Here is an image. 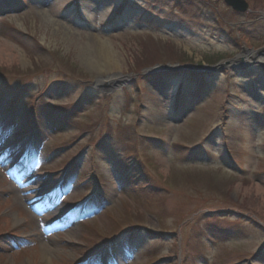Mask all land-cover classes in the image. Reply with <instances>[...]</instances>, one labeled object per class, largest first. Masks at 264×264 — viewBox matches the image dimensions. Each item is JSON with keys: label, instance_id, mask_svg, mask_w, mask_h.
Wrapping results in <instances>:
<instances>
[{"label": "rangeland", "instance_id": "374dc122", "mask_svg": "<svg viewBox=\"0 0 264 264\" xmlns=\"http://www.w3.org/2000/svg\"><path fill=\"white\" fill-rule=\"evenodd\" d=\"M246 1L0 0V264L47 247L53 264H264V69L219 66L264 47V0Z\"/></svg>", "mask_w": 264, "mask_h": 264}, {"label": "water", "instance_id": "95a60500", "mask_svg": "<svg viewBox=\"0 0 264 264\" xmlns=\"http://www.w3.org/2000/svg\"><path fill=\"white\" fill-rule=\"evenodd\" d=\"M224 2L231 6L234 10L238 11V12H245V11H250L249 10V4L247 3L246 0H224ZM246 51V50H243ZM247 57H251L252 58V62L254 64H260L261 66L264 67V61H260L259 60V56H264V47L260 48V49H256V50H247ZM240 61L246 63L245 65H250L252 63H247V59L242 57L241 54H239L238 56H236L235 58L232 59H225L222 62H219V66L221 64H224L226 66H232L234 63H238ZM179 69H183V70H190V71H201V67L196 65H191V64H183L180 66H171L169 64H157L156 66L150 67V68H146V72H152V71H164L167 69H171V68H178ZM209 70V69H208Z\"/></svg>", "mask_w": 264, "mask_h": 264}, {"label": "bare ground", "instance_id": "6f19581e", "mask_svg": "<svg viewBox=\"0 0 264 264\" xmlns=\"http://www.w3.org/2000/svg\"><path fill=\"white\" fill-rule=\"evenodd\" d=\"M104 60L106 61V59H104ZM107 60H109V59H107ZM95 64L98 65L99 67H101V70L102 71L107 70L106 69V64L103 61L101 63L96 62ZM120 78L121 77L118 74H115V73H111V74L110 73H107L106 76H103L101 79H99V81L104 82V84H107V83H114L117 79L120 80ZM31 189H32L31 191L33 193L38 192V190H36V186H32ZM47 248H48V250L45 253V259L48 262L47 264H53L52 260L49 259V258H47L48 255H50V251H49L50 248L49 247H47Z\"/></svg>", "mask_w": 264, "mask_h": 264}, {"label": "trees", "instance_id": "16d2710c", "mask_svg": "<svg viewBox=\"0 0 264 264\" xmlns=\"http://www.w3.org/2000/svg\"><path fill=\"white\" fill-rule=\"evenodd\" d=\"M173 60L172 61H177V62H186L185 61V59H180V58H172ZM220 59V58H219ZM218 60V59H217ZM146 63H150V62H146ZM146 63H144V65L146 64ZM152 63V62H151ZM144 65H138L137 66V70H141L143 67H144ZM194 76H196V79H201L202 78V75L201 74H194ZM178 92H179V96H182L183 95V87H180L179 88V90H178ZM178 99H180V97H178Z\"/></svg>", "mask_w": 264, "mask_h": 264}]
</instances>
